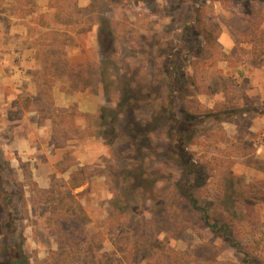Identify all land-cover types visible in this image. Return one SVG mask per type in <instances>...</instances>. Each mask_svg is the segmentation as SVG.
<instances>
[{
  "label": "rangeland",
  "instance_id": "1",
  "mask_svg": "<svg viewBox=\"0 0 264 264\" xmlns=\"http://www.w3.org/2000/svg\"><path fill=\"white\" fill-rule=\"evenodd\" d=\"M241 1L0 0V264H7L12 242H21L30 264H67L71 258L57 234L77 240L80 222L85 233H99L106 254L126 247L123 264H154L148 255H129L128 244L141 227L146 236L164 238L162 219L153 213L166 202L176 203L173 217L188 228L179 237L166 235L168 253L181 264L239 263L242 255L174 197L180 170L164 133L174 126L165 72L174 66H184L176 118L183 109L195 116L227 114L194 132L196 143L188 148L207 170L208 186L200 193L212 202L217 196L228 206L234 202L241 214L237 237L243 244L259 241L264 264V55H254V24ZM201 7V38L210 40L204 45L213 55L203 66L175 52ZM125 83L129 92L119 106L117 90ZM102 108L114 110L123 127L148 121L147 151L133 155L123 130L102 138ZM135 159L158 189L144 179L135 184ZM122 190L135 191L127 204L116 197ZM5 192L11 193L10 209ZM122 209L133 221L118 214ZM118 222H130V229Z\"/></svg>",
  "mask_w": 264,
  "mask_h": 264
},
{
  "label": "trees",
  "instance_id": "2",
  "mask_svg": "<svg viewBox=\"0 0 264 264\" xmlns=\"http://www.w3.org/2000/svg\"><path fill=\"white\" fill-rule=\"evenodd\" d=\"M239 6L242 12L245 13L254 24L251 42L254 45L253 51L255 57L260 58L264 55V29L260 27L261 23L264 21V0H242ZM199 9L202 10V7L196 9V16L191 23L184 26L178 42L180 46H177L175 52L181 55L185 52L186 55H190L196 59L199 65L203 66L213 62V55L209 54L206 45H204L205 42L207 44L210 40L204 37L201 38V19L197 17ZM107 21V19L103 18L100 23L106 24ZM103 53L104 50H102V54ZM101 59L104 64H110V61L108 62L106 57L103 58L102 56ZM183 67L184 66H174L170 69L166 67L167 71H165L169 87L168 93L166 94L167 104L169 106L167 114L170 115L174 123L172 129L164 132L170 144L166 151L170 153L174 165H179L178 170H180V179L173 182V186L175 187L174 197L178 199V205H184L189 211L196 214L198 222L203 228L208 230L212 235L218 237L223 245L242 255L238 264H259L257 255L260 254V242L251 240L243 244L242 240L237 237L236 232L238 230L236 224L238 220H240L241 214L238 212L237 208H234L236 206L234 202H232V207L228 206L224 203V199L219 196L214 199L216 201L212 202L206 195L202 196V193H200V191L208 186L207 170L205 166L193 160L188 148L190 145L196 143L197 136L194 132L198 131V129L206 123L212 122L215 125L221 123L227 114L225 112H210L208 114L195 116L183 109L178 118L174 116V99L178 97V91L182 85L184 77ZM102 71L103 74L101 76L104 79L106 78L105 75L107 72H105L104 68ZM126 86L127 84L125 83L117 90L119 95V106L125 101V95L129 92ZM113 113L114 110L112 109H101L99 116V135L105 140H108L112 138L117 131L123 130L132 141V146L129 150H133L134 152L131 153L133 155L145 153L147 149H144L143 138L146 137L145 126L148 124V121L145 124L140 123V125L137 126L131 125L123 127L116 124L115 120L118 118V115L114 118ZM143 118L146 119V117ZM135 138H139L140 140ZM133 140L135 141V145L133 144ZM151 148L154 149L153 146ZM131 167L130 173H136L135 175H131L137 179L135 180V184L139 183L140 179H144V182L150 181L149 188L158 189V184L151 181L152 178L142 173L144 166L141 160L135 159ZM218 172L220 175L221 170ZM228 174L230 173L228 172ZM136 188H139V186L136 185ZM133 194L135 195L134 190L131 194L129 190H127V193L122 190L120 195L116 197L121 198V202L127 204L134 197ZM10 196V192L4 193L3 201L7 209H10V204L12 205ZM117 200L118 199H116L115 202H117ZM112 202H114V199H112ZM174 204L176 203L171 204L166 202L164 205L158 206L153 213L157 219H162V222L158 225L159 227H163V230L160 232L165 233L164 238H159V232H156L153 237L146 236L141 227L139 230L133 232L130 237L131 244H128L129 255L133 258L148 255L153 259L154 264H181L178 258L173 257L174 253H168V251L171 252L172 249L169 246L170 238L166 236L171 234L179 237V235H183L185 230L188 229L181 220H177L173 217V209L176 207L173 206ZM69 210L67 208L66 213H68ZM79 211V216L85 217V213L80 209ZM118 214L128 217L133 221L129 214L123 209L118 210ZM140 218L144 219L143 217ZM129 225L130 222L129 224L128 222H120L118 224V226L127 227V229H130ZM79 226L82 228L83 235L81 236L80 234L77 240H72L69 236H65L64 234H57L59 245H66L67 252L70 255L71 260H69L68 256L65 258L67 264H123V258H127L125 255L127 250L126 247L124 249H118L119 252L117 254L116 252L115 254L111 252L106 254L102 251L103 238L99 237V233H85V225L82 224V222H80ZM78 229L79 227L76 228V230ZM135 233H137V235ZM115 256H117V258H115ZM4 257L7 264H30L21 248V242H12L7 245Z\"/></svg>",
  "mask_w": 264,
  "mask_h": 264
}]
</instances>
